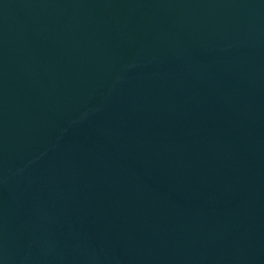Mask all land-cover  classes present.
<instances>
[{"label":"water","instance_id":"water-1","mask_svg":"<svg viewBox=\"0 0 264 264\" xmlns=\"http://www.w3.org/2000/svg\"><path fill=\"white\" fill-rule=\"evenodd\" d=\"M0 264H264V0H0Z\"/></svg>","mask_w":264,"mask_h":264}]
</instances>
